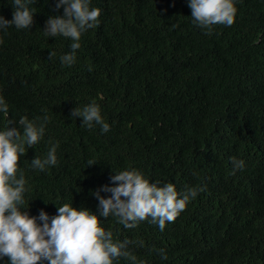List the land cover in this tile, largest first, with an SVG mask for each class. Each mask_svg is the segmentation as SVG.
Instances as JSON below:
<instances>
[{"label": "trees", "instance_id": "1", "mask_svg": "<svg viewBox=\"0 0 264 264\" xmlns=\"http://www.w3.org/2000/svg\"><path fill=\"white\" fill-rule=\"evenodd\" d=\"M10 3L0 0L9 20ZM91 4L101 9L99 23L82 34L71 66L59 59L70 39L43 32L47 18L63 12L54 0H34L30 29L0 31L8 118H50L44 138L18 161L30 215L44 209L52 216L71 202L98 214L92 190L109 184L113 171L136 168L178 192L202 189L163 231L148 220L126 228L113 216L100 218L114 240L133 241L138 261L264 264V0H236L234 23L210 33L192 23L187 0ZM92 100L110 125L106 133L70 115ZM49 140L59 141L57 163L30 168ZM232 157L245 161L235 174Z\"/></svg>", "mask_w": 264, "mask_h": 264}, {"label": "clouds", "instance_id": "2", "mask_svg": "<svg viewBox=\"0 0 264 264\" xmlns=\"http://www.w3.org/2000/svg\"><path fill=\"white\" fill-rule=\"evenodd\" d=\"M33 3L34 0H11L12 19L0 15V31L7 33L11 26L30 29L36 12L30 7ZM187 5L192 23L209 33L213 25L231 26L235 21L236 0H187ZM53 7L62 8L63 12L50 15L43 32L47 37L70 39V51L59 59L71 66L76 62L82 34L99 23L101 9L92 6L91 0H54ZM55 55L50 51L49 58ZM70 115L82 118L83 127L99 126L105 133L110 129L96 100L75 106ZM0 116L7 118L0 126V264H114L120 257L131 264H144L128 247L133 241L114 240L112 231L105 229L100 218L113 216L126 228L148 220L163 231L166 222L174 221L202 190L186 187L178 192L172 182H150L140 170L125 168L113 171L109 184L92 190L98 201V214L87 207L77 208L71 202L57 206L52 216L44 209L38 215H30L25 199L28 182L18 161L44 138L50 118L45 114L33 119L27 116H21L18 121L10 119L9 104L3 95H0ZM14 122L18 127L11 126ZM49 145L46 155L31 159L30 168L43 171L57 163L59 141L49 140ZM231 162L233 174L245 167L242 159L232 157ZM102 192L110 195H101Z\"/></svg>", "mask_w": 264, "mask_h": 264}]
</instances>
